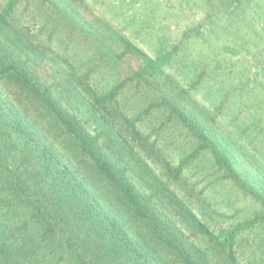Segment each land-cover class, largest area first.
Returning <instances> with one entry per match:
<instances>
[{
  "label": "trees",
  "instance_id": "1",
  "mask_svg": "<svg viewBox=\"0 0 264 264\" xmlns=\"http://www.w3.org/2000/svg\"><path fill=\"white\" fill-rule=\"evenodd\" d=\"M162 1L153 56L86 0L0 1V264H264V0Z\"/></svg>",
  "mask_w": 264,
  "mask_h": 264
},
{
  "label": "rangeland",
  "instance_id": "2",
  "mask_svg": "<svg viewBox=\"0 0 264 264\" xmlns=\"http://www.w3.org/2000/svg\"><path fill=\"white\" fill-rule=\"evenodd\" d=\"M178 1H182L181 7H183V5L186 6V0H184V2L183 0H176L175 3H179ZM85 3L91 10L90 14L93 17L101 20L108 29L124 36L150 56H153V54L157 53L158 50H161L163 45L172 44L173 33L171 32L173 26L168 21H163L162 15L159 12L163 8V5H165V2L162 0H86ZM191 8H184L186 16L184 20L182 18L180 19L181 21L179 25L185 26L186 24L191 25L192 23H196V25L201 24L205 28V31L201 29V31H203L202 33L208 34L209 25L205 22V15L207 12L198 11L197 8L194 7ZM250 8H246L245 12L241 14H247L249 18L256 20L257 16L252 13ZM263 10L264 7L262 6H257L256 8V12L258 14H264ZM153 11H155V18H153V14H151ZM237 23L238 22L235 19L234 22L230 24L235 26ZM196 40L199 41L200 38H196ZM197 41H194L195 46ZM223 43L224 41L220 43L217 42V46H220ZM226 44L228 45V43ZM195 46H192L191 49L195 50ZM53 49L60 51L61 46L54 42ZM189 57L190 59L194 58L191 56ZM127 65L132 67L131 64L124 63L125 68ZM191 73L192 71H187V69L182 70L179 64H174V66L170 68V77L172 82L184 88L187 86V82L189 80L188 77L192 75ZM193 99L200 103L205 110H210L211 103L214 101V98L205 100L202 95H196ZM230 113V115L225 117V120L221 121L220 118H217L215 123L209 124V127H215L219 132L226 130V128L231 131L234 126H238V122L232 120L233 112ZM195 171L202 173L201 171H198V168H195L191 170V174ZM192 175L193 181L199 182L200 174ZM215 190L217 192L220 191L219 188H215ZM236 203L238 205H243L245 202L244 200H239Z\"/></svg>",
  "mask_w": 264,
  "mask_h": 264
}]
</instances>
